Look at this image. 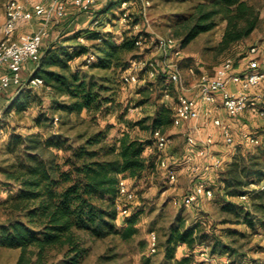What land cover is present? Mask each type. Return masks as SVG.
I'll return each instance as SVG.
<instances>
[{"label": "trees", "instance_id": "trees-1", "mask_svg": "<svg viewBox=\"0 0 264 264\" xmlns=\"http://www.w3.org/2000/svg\"><path fill=\"white\" fill-rule=\"evenodd\" d=\"M120 1L108 0L105 7ZM105 7L102 10L108 11ZM133 14L132 11L128 24L122 26L127 29L122 30L120 41L115 29H84L74 33L73 38L87 32L91 39L88 44L77 41L79 44L72 50L59 40L43 45L33 75L44 78L43 87L49 89L50 101L45 102L37 95L38 109L32 116L37 126L55 123L57 111L67 115L84 109L94 111L103 101L111 100L110 95L104 94L113 88L111 84L118 76L123 79L130 59L138 54L132 53L133 48H138L136 39L142 33L150 34L143 29L133 32L139 23L138 19L133 20ZM172 18V34L179 39L181 48L221 20H227L217 45L223 49L248 37L258 26L260 15L250 0H193L185 9L172 14ZM89 53H94L96 58L89 63L88 71L72 68V58ZM55 65L59 68H54ZM167 73L158 63L155 77L164 81ZM172 87L176 94L178 88L171 82L165 83L163 95L167 90L171 92ZM25 88L17 93L19 99L6 109L7 113L17 103L27 107L31 93H24ZM158 111L157 124L173 121L166 107ZM104 131L83 130L75 137L61 131L47 137L41 131L27 134L10 131L7 139L0 136V209L4 216L0 222L1 245L24 249L33 246L40 257L53 251L59 264H81L96 239L129 240L135 234L136 211L125 218L124 225L118 224V185L123 173L137 181L147 171L149 157L145 151L154 144V138L149 142L125 133L119 143H108ZM152 156L155 158L157 154ZM263 180L264 138L253 149L239 146L225 167L217 171L213 197L225 215L223 221L245 222L255 230L259 226L264 230ZM11 188L15 190L9 192ZM4 192L8 193L3 195ZM243 193L249 194L248 200L232 199ZM121 204L131 205L130 200ZM225 232L231 236L229 240L207 231L201 223L188 225L181 221L162 243V259L155 261L152 256L144 255L139 264H196V244L205 242L211 245L212 253L228 251L234 259H243L247 251L237 235L245 232L234 227H226ZM181 243L187 244L188 251L178 256ZM121 256L118 243L114 242L99 255L98 261L134 264L120 261Z\"/></svg>", "mask_w": 264, "mask_h": 264}, {"label": "rangeland", "instance_id": "rangeland-1", "mask_svg": "<svg viewBox=\"0 0 264 264\" xmlns=\"http://www.w3.org/2000/svg\"><path fill=\"white\" fill-rule=\"evenodd\" d=\"M8 1L0 0V14L4 12ZM24 1L28 6L33 2V0ZM192 1L151 0V4L147 7L146 18L141 11L142 1H135L132 6L134 13L133 20L138 19L139 23L133 27V32L143 29L152 34L173 35L170 27L173 19L172 14L185 9ZM250 2L256 6L260 18L258 26L248 37L232 43L223 49L219 46L217 47L227 26V20H221L213 29L200 33L186 48H183L182 54L179 57H175L178 62L180 61V71L184 83H192L195 79L194 73L190 71L192 65L196 67L194 68L195 73H199L200 75L203 71L211 72L214 66L219 65L227 56H233L238 63H242V58L247 50L254 43L264 41V0H250ZM104 5L105 3L102 2L96 10L100 13ZM111 11H113L111 17L117 18L119 4L115 3ZM87 14L91 18L84 21L83 17ZM138 15H141V17L137 18ZM92 21V13L82 11L71 14V11H68L66 17L53 19L50 22L49 35L45 40V44L48 45L55 40H59L60 42L64 41L66 43L64 45L68 46L69 50L75 49L74 45L67 43H78L77 39L73 38L74 33L84 30L76 26V22H81L82 24L86 22L84 25H88ZM103 21L104 25L99 28L101 30L115 29L122 32L123 29H127V27L123 28L116 21L113 22L110 18H103ZM139 52V48L137 47L132 50V53ZM85 55L81 54L72 58L70 60L72 68H77L84 72L88 71L90 66L85 64ZM148 56L150 59L156 61H160L162 58L161 53L157 49L154 51L150 50ZM262 57V63H264V55ZM199 61L200 63L198 64ZM197 65H202V68H197ZM54 68H59V66L55 65ZM165 83L171 82L153 77L142 78L141 82L137 84H126L118 76L116 82L111 84L113 88L104 94L110 95L111 100L103 101L99 109L94 111L84 109L80 113L73 112L69 115L65 112L57 111L56 113L60 116L58 122L52 125L44 124L43 126H37L32 116L38 109L37 95L42 96L45 102L50 101L49 89L43 86L37 88L26 86L24 93H31L30 101L26 104L27 107L23 108L18 103L14 104L9 113L6 112V109L19 99L16 88H11L7 95L0 96V136L4 139H7L10 131L23 134L41 131L45 137L54 132L61 131L71 137H75L83 130H89L91 133L99 129H105L104 138L108 143H119V138L125 133L150 142L153 138V128L156 125L163 128L172 138L168 152H174L176 155L177 180L173 183L170 182L167 171L159 164L160 152L157 150L155 143L149 145L145 151V155L149 157L147 171L137 181L131 178L128 173H123L120 176V179L125 178L133 187L134 198L130 200L131 209L129 213L122 214L119 210L118 224L124 225L125 218L136 211L135 226L137 230L135 234L129 240H121L119 238L112 240L111 237L96 239L92 242L90 254L81 264H110L98 261V258L100 254L106 252L108 245L114 242L118 243V249L122 254L120 261L126 260L139 264L144 255H150L155 261H160L163 257L162 243L167 238L169 231L177 227L181 221H184L188 225L201 223L207 231L221 234L226 240L231 238V236L226 234L225 228L235 226L233 222L223 221L225 215L221 211L219 203L216 204L214 200L199 197L190 204L184 201L186 193L192 190L195 182L193 173L187 169L183 162L185 136L182 132L176 131L178 127L173 125V121L167 120L164 123L157 124L156 120L160 116V112L158 111L160 107H166V113L172 117L174 114L173 101L176 95L175 90L172 87L171 96L169 98L165 97L163 95ZM262 90H264V83ZM254 96L252 95V97ZM263 100L264 95L260 100L258 99L259 102L256 109L248 107L238 116H229L226 113H221L224 123L230 127L234 135V142L231 144L225 141L221 128L210 122V116L205 115V121L209 122L208 126L211 129L209 135L213 138L214 151L216 153L226 157L231 151L237 150L239 146H247L253 149L256 144L246 141L244 137L245 132H252L261 139L264 138V115L257 111ZM175 136H178L176 140ZM153 154H157V156L154 158ZM252 186L256 187V184ZM14 190L15 188H11L8 191ZM118 190L116 203L121 204L124 201H128L121 193L119 185ZM6 193L8 192H4L3 195H6ZM3 219L4 216L0 209V222ZM201 219L207 220L202 222ZM257 229L245 230L244 235H237V237L240 239L239 243L244 244L243 248L247 251L248 256L264 259V230L260 226ZM151 231H156L159 237V246L156 251H151L149 248ZM206 248L211 251V245L207 242L196 244L195 253H197L198 262L201 258V252ZM37 251V248L33 246L24 249L18 246H3L0 244V264H59L58 257L54 255L55 252L50 251L49 255L45 254V256L40 257ZM232 259L234 263H240L243 260H236L233 256Z\"/></svg>", "mask_w": 264, "mask_h": 264}, {"label": "built area", "instance_id": "built-area-1", "mask_svg": "<svg viewBox=\"0 0 264 264\" xmlns=\"http://www.w3.org/2000/svg\"><path fill=\"white\" fill-rule=\"evenodd\" d=\"M70 1L77 9L93 14V27L90 30L99 29L104 25L103 17L96 10L98 0H33L30 6L24 0H9L6 3L5 21L0 24V94L11 88H16V92H19L25 86L37 88L46 85L42 76L33 75V72H29L27 76L24 75L23 68L27 63L35 65L39 62L43 45L49 35L50 22L53 19H62L67 16ZM135 1L137 0L120 1L119 14L116 19L118 24H128ZM141 1V11L146 18L147 7L151 4V0ZM35 16L43 17L38 28L25 31L18 37L13 36L21 22L30 21ZM77 41L87 44L89 42L87 32L80 33ZM136 43L140 52L130 59L123 75V81L126 84H137L141 82L142 78L155 77L158 63L168 70L166 77L178 88L175 95L176 101L173 105V123L180 125L184 121L188 122V129L185 132L186 150L183 162L195 177L193 188L186 193L184 201L190 204L197 197L212 198L215 189L209 179L201 178L202 170L219 171L225 167L227 161L222 155L214 151L212 136L197 139L196 133L201 128L199 119L202 110L205 109L211 117V121L221 128L225 141L228 144L234 142L233 132L224 123L223 117L218 114V108L224 107L230 116H238L248 107L256 109L259 101L257 97H252L251 91L264 83V68L261 66L260 59V54L264 50V41L256 42L248 49L245 54L247 60L243 65L238 66L233 56H227L217 66L214 74L202 72L192 94L186 92L187 87L183 82L178 61L175 58L179 57L183 51L178 38L173 35L152 33L145 35L142 33L136 39ZM155 49L162 55L160 61L150 59L148 56V52ZM95 58L94 53L85 55V64L89 65ZM234 83L237 84L236 87L232 86ZM164 95L169 98L171 93L167 90ZM257 111L264 115V100ZM59 119V115L55 113L54 122H58ZM244 137L247 142L253 144L262 142V139L252 132H245ZM153 138L155 146L160 152L159 164L167 171L169 180L173 183L177 180L178 170L175 167V153L168 152L172 138L161 128L153 130ZM197 157L204 159L203 166L198 163ZM119 187L126 199L132 200L134 198L133 187L128 180L120 179ZM238 199L246 201L249 199V194L243 193ZM119 208L122 214H127L131 205L119 204ZM158 246L159 237L156 231H151L149 248L151 251H156ZM197 264H264V259L249 257L240 263H234L232 257H227L222 263L216 254L206 248L201 252V258Z\"/></svg>", "mask_w": 264, "mask_h": 264}, {"label": "crops", "instance_id": "crops-1", "mask_svg": "<svg viewBox=\"0 0 264 264\" xmlns=\"http://www.w3.org/2000/svg\"><path fill=\"white\" fill-rule=\"evenodd\" d=\"M102 2H104L105 4L107 3V0H98V3H97V7L98 6H100V4H102ZM104 7H105V5H104ZM110 6H106L105 7V9L106 10H108V11H101L99 14H100V16H102L103 18H110L113 22H115L116 21V19L117 18H112L111 17V14H113V11H111V9H112V7H110ZM68 11L70 12L71 11V14H75V13H80V12H82L81 10H79V9H77L76 7H75V5H73V3L70 1L69 2V4H68ZM84 12V11H83ZM85 13H87V12H85ZM89 18H91L90 16H88V14L87 15H84V17H83V20L84 21H87V20H89ZM42 20H43V17H40V16H35L32 20H30V21H23V22H21L20 24H19V26L17 27V29H16V31L14 32V34H13V36L14 37H18L21 33H23V32H25V31H29V30H33V29H36V28H38L39 26H40V24H41V22H42ZM4 21H5V11L3 12V13H1L0 14V24H3L4 23ZM81 23V22H80ZM79 22H76V26H79V28L80 29H90L91 27H93L92 26V22L90 23V24H88V25H84V24H80ZM111 26H113V25H111ZM121 26H123V25H121ZM135 27V26H134ZM23 29H25V30H23ZM116 32H118V34H119V36H118V40L120 41L121 40V38H122V35H121V32L120 31H118V30H115ZM90 41H91V39L89 38V42L88 43H90ZM72 43V45H74L75 46V44L76 43H73V42H71ZM87 43V44H88ZM73 46V47H74ZM248 51V50H247ZM247 53V52H246ZM264 55V50H263V52L260 54V59H261V66H262V68H264V63H262L263 62V56ZM246 60H247V57L244 55V57L242 58V63H238V61H236V63H237V65L239 66V65H243L245 62H246ZM180 62V61H179ZM178 62V63H179ZM182 62V61H181ZM200 63V61L198 62V64ZM218 66V65H217ZM217 66H214V68H213V70L211 71V72H208V73H210V74H214L215 73V70H216V68H217ZM34 67H35V65H33L32 63H27L25 66H24V68H23V74L24 75H28L29 74V72H33V70L32 69H34ZM202 68V65H197V68ZM179 68H180V66H179ZM194 68H196L194 65H192L191 67H190V71L192 72V73H194V80L192 81V83H189V84H187V83H185V85H186V87H187V89H186V92H188L189 94H192V93H194V91H195V84H196V82L198 81V75H199V73H195V71H194ZM204 72V71H203ZM165 80H168L169 81V78L168 77H166L165 78ZM171 82V81H170ZM175 84V83H174ZM176 85V84H175ZM262 85H263V83H261L260 85H258V86H256L255 88H253L252 89V95H255V97H257L258 99H260L263 95H264V90H262ZM232 86L233 87H236L237 86V84H232ZM7 93H9V90L8 91H6V92H4V93H2V94H0V96H2V95H7ZM175 101L176 100H174L173 102L175 103ZM174 103H173V105H174ZM218 113H220V115H221V113H226L227 115H229L228 113H227V111H226V109L224 108V107H219L218 108ZM205 115H208V113L206 112V110L205 109H203L202 110V113H201V117H200V119H199V123H200V130L196 133V136H197V139L198 140H200V139H202V138H206L207 136H211V135H209V131L211 130L210 129V126H208V121H205ZM209 116V115H208ZM230 116V115H229ZM210 122H212V121H210ZM213 123V122H212ZM173 125L175 126V127H178L177 129H176V131H178V132H182L183 133V135L185 136V132H186V130L188 129V122H186V121H184L182 124H180V125H175L174 123H173ZM178 137V136H177ZM177 137L175 136V140L177 139ZM172 142V141H171ZM213 149H214V144H213ZM216 148V147H215ZM183 149H184V153H185V150H186V136H185V143H184V146H183ZM215 150V149H214ZM235 151L236 150H233V151H231L226 157H224L225 159H226V161L227 162H229L231 159H232V157H233V155H234V153H235ZM174 153V152H173ZM197 161H198V163H200V165L201 166H203V164H204V159H202V158H199V157H197ZM217 171L218 170H209V171H205L204 169L202 170V177L201 178H207V179H209L210 181H211V184L213 185L214 183H215V178H216V175H217ZM263 182H264V180H263ZM262 182V183H263ZM215 189V188H214ZM203 198H208V199H211V200H214L215 201V203L217 204L218 203V201H216L215 199H214V197H212V198H209V197H203ZM233 200H238V198L237 197H233L232 198ZM206 218V217H205ZM205 220H207V219H205ZM205 220H202L201 219V221L202 222H204ZM234 224V228H237V229H239V230H241V231H245V230H255L252 226H250V225H248L247 223H245V222H240V223H233ZM247 228V229H246ZM188 251V246H187V244L186 243H181L179 246H178V250H177V255L178 256H181V255H183L184 253H186ZM214 254H216V256L219 258V260L220 261H222V263L223 262H225V260L227 259V257H232V255H230V253L228 252V251H217V252H215ZM250 256H248V255H246V256H244L243 257V259H246V258H249ZM197 264V263H196Z\"/></svg>", "mask_w": 264, "mask_h": 264}]
</instances>
